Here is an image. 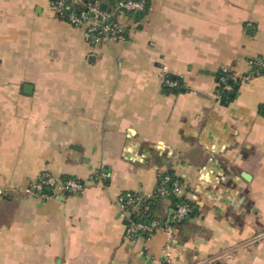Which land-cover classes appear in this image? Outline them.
I'll return each instance as SVG.
<instances>
[{"label": "crops", "instance_id": "obj_1", "mask_svg": "<svg viewBox=\"0 0 264 264\" xmlns=\"http://www.w3.org/2000/svg\"><path fill=\"white\" fill-rule=\"evenodd\" d=\"M121 22L90 44L50 0H0V264H264V0H148ZM201 69L242 78L235 97ZM44 172L85 186L33 196ZM167 172L191 214L160 198L170 232L126 236L119 195Z\"/></svg>", "mask_w": 264, "mask_h": 264}, {"label": "built area", "instance_id": "obj_2", "mask_svg": "<svg viewBox=\"0 0 264 264\" xmlns=\"http://www.w3.org/2000/svg\"><path fill=\"white\" fill-rule=\"evenodd\" d=\"M147 0H117L112 9L102 6L99 0H50L51 9L59 16L63 17L69 24L81 27L84 31V38L90 44L98 42H120L126 39L124 25L119 18L124 13H138L146 10ZM248 64L251 74L264 75V61L261 59H249ZM163 82L167 87H174L177 81L170 79L169 74L165 73ZM235 76V75H233ZM250 75H245L247 79ZM225 90H231L230 85H225ZM170 177L165 175L155 191L151 195H142L133 191H124L118 197V202L123 210L125 219V235L128 237L137 236L141 233L148 234L157 229L170 232L171 227L159 218H152L148 222L141 221V215L149 210L146 200L154 195L161 198L179 196L182 193L180 183L174 181L171 187L166 183ZM44 186H48L52 191L47 193ZM84 183L74 178H67L53 175L49 172L40 174L30 183L27 189L33 196L49 198L54 193H77L82 191ZM1 192V191H0ZM143 211V212H142ZM189 208L182 202L172 205L171 221L178 223L187 215ZM139 218L134 219V215ZM162 260L153 259L151 264H170L167 258Z\"/></svg>", "mask_w": 264, "mask_h": 264}, {"label": "trees", "instance_id": "obj_3", "mask_svg": "<svg viewBox=\"0 0 264 264\" xmlns=\"http://www.w3.org/2000/svg\"><path fill=\"white\" fill-rule=\"evenodd\" d=\"M99 1L101 2V4H103L102 0H99ZM116 1L117 0H114V3L110 7H108V6H105V7L107 9H112V7L115 5ZM147 7H148V0H147L146 10L144 12L124 13L123 15L120 16L119 21L121 22V17H125L127 19H130L132 22L139 23L143 19L144 15H145V13L147 11ZM125 28H126V26L124 25V33H125V36L127 38L126 31H125L126 29ZM255 59L258 60V58H255ZM233 75H234L233 71L229 70V69H224V70L220 69L219 71H217V73L215 75L216 84H217L216 85V92L220 95L221 101L224 102V103H227L228 101L232 100L235 97L237 89H238V87H239V85H240V83L242 81V78L237 77V76H233ZM246 75H249V73L246 74ZM169 78L177 81V85L176 86L169 87L172 91L177 92V91H185L186 90V88L183 87V85H182V83L180 82L179 79H177L175 77H172L171 75H169ZM225 85H230L231 86V90H229V91L225 90L224 89ZM165 175L170 177V180L166 183L167 187H171V185H172V183L174 181H177L178 183H180V185L182 187V181H180V179L176 178L171 172H167ZM165 175H162L160 177L158 184L160 183V181L162 180V178ZM63 177H67V176H63ZM67 178H71V177H67ZM79 181H81V180H79ZM44 191L47 192V193H51L52 194V191L49 189L48 186H44ZM183 192L184 191H183V188H182V193L179 196H173V197H170L169 199H170L172 205H174L177 202H182V203L186 204L188 206V208H189V211H188L187 215H189V214H191V209H190V206H189L190 204L187 201V199L185 198ZM160 198L161 197H158V196L154 195L152 198L146 200V204L149 206V210L145 214L141 215V217H140L141 221L148 222L150 219H152L154 217L158 218L153 213V209H154L156 201H158ZM133 218L137 219L139 217L136 214V215L133 216Z\"/></svg>", "mask_w": 264, "mask_h": 264}, {"label": "water", "instance_id": "obj_4", "mask_svg": "<svg viewBox=\"0 0 264 264\" xmlns=\"http://www.w3.org/2000/svg\"><path fill=\"white\" fill-rule=\"evenodd\" d=\"M102 6H104V5H102ZM200 71L202 73H207V74H210V75H216V73L214 71H209V70H204V69H201ZM30 88H31V85L30 84L24 85V90L26 92H29L30 91ZM171 212H172V209H171Z\"/></svg>", "mask_w": 264, "mask_h": 264}, {"label": "rangeland", "instance_id": "obj_5", "mask_svg": "<svg viewBox=\"0 0 264 264\" xmlns=\"http://www.w3.org/2000/svg\"><path fill=\"white\" fill-rule=\"evenodd\" d=\"M27 192L31 194V192H29L28 190H27ZM1 193H2V192H1ZM1 193H0V195H1Z\"/></svg>", "mask_w": 264, "mask_h": 264}]
</instances>
